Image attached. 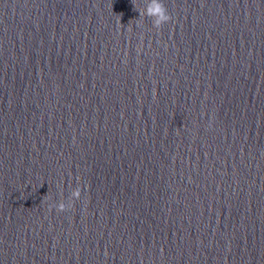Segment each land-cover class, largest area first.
<instances>
[{
    "label": "water",
    "instance_id": "95a60500",
    "mask_svg": "<svg viewBox=\"0 0 264 264\" xmlns=\"http://www.w3.org/2000/svg\"><path fill=\"white\" fill-rule=\"evenodd\" d=\"M160 2L0 0V264H264V0Z\"/></svg>",
    "mask_w": 264,
    "mask_h": 264
},
{
    "label": "clouds",
    "instance_id": "9594fccd",
    "mask_svg": "<svg viewBox=\"0 0 264 264\" xmlns=\"http://www.w3.org/2000/svg\"><path fill=\"white\" fill-rule=\"evenodd\" d=\"M135 9L139 11V14L141 15V9L140 7H137L135 4ZM143 15L148 17L154 18V26L157 29H160L163 24L171 20V16L167 13V9L165 8L164 4L160 2V0H151V3L146 5ZM74 196L76 199L80 198L79 192L74 193ZM58 212L65 211L66 207L63 203H60L58 205H54ZM50 208L52 206H49ZM68 208L73 207V205L67 206Z\"/></svg>",
    "mask_w": 264,
    "mask_h": 264
}]
</instances>
